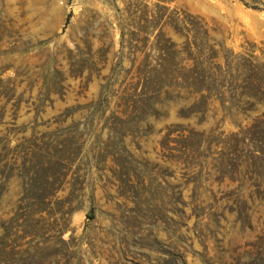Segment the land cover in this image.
I'll use <instances>...</instances> for the list:
<instances>
[{"label":"rangeland","instance_id":"rangeland-1","mask_svg":"<svg viewBox=\"0 0 264 264\" xmlns=\"http://www.w3.org/2000/svg\"><path fill=\"white\" fill-rule=\"evenodd\" d=\"M0 264H264V0H0Z\"/></svg>","mask_w":264,"mask_h":264}]
</instances>
